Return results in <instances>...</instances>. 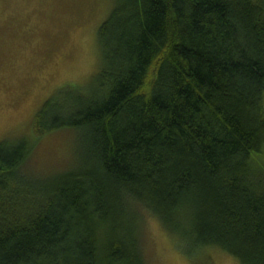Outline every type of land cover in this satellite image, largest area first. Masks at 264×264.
Here are the masks:
<instances>
[{
  "label": "trees",
  "instance_id": "1",
  "mask_svg": "<svg viewBox=\"0 0 264 264\" xmlns=\"http://www.w3.org/2000/svg\"><path fill=\"white\" fill-rule=\"evenodd\" d=\"M113 1L99 70L33 117L78 132L69 165L0 139V264H148L146 210L188 254L264 264V0Z\"/></svg>",
  "mask_w": 264,
  "mask_h": 264
},
{
  "label": "rangeland",
  "instance_id": "2",
  "mask_svg": "<svg viewBox=\"0 0 264 264\" xmlns=\"http://www.w3.org/2000/svg\"><path fill=\"white\" fill-rule=\"evenodd\" d=\"M113 4V0H0V139L38 136L27 163L36 172L65 168L76 153V130L33 135V117L60 84L85 82L99 70L98 26ZM253 157L264 166V148ZM143 246L148 264H243L218 245L188 254L149 210L144 211Z\"/></svg>",
  "mask_w": 264,
  "mask_h": 264
}]
</instances>
